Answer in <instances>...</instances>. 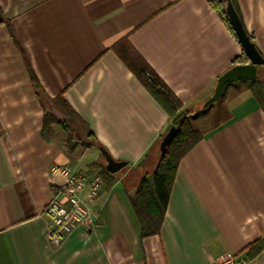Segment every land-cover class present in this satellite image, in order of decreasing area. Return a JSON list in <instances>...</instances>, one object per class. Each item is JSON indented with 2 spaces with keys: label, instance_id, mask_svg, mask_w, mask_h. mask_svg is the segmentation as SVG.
Here are the masks:
<instances>
[{
  "label": "crops",
  "instance_id": "obj_1",
  "mask_svg": "<svg viewBox=\"0 0 264 264\" xmlns=\"http://www.w3.org/2000/svg\"><path fill=\"white\" fill-rule=\"evenodd\" d=\"M234 3L264 59V0ZM135 54L205 123L145 238L129 199L169 118L128 66ZM241 54L206 0H0V264H264V249L247 251L264 239V111L251 81L200 113ZM100 150L126 166L109 174ZM53 166L101 181L94 199L81 195L91 222L57 245L44 214L64 182Z\"/></svg>",
  "mask_w": 264,
  "mask_h": 264
},
{
  "label": "trees",
  "instance_id": "obj_2",
  "mask_svg": "<svg viewBox=\"0 0 264 264\" xmlns=\"http://www.w3.org/2000/svg\"><path fill=\"white\" fill-rule=\"evenodd\" d=\"M219 14V17L225 22L228 30L236 39L233 30L228 22L222 2L220 0H206ZM241 21L234 0H230ZM243 26V25H242ZM248 35V34H247ZM250 40L252 38L248 35ZM247 64V59L242 54L235 58L231 67ZM132 73L139 79L142 86L151 94L169 118V126L175 127L177 132L169 146L164 150V154L159 156L154 171L141 177L138 187L133 196L130 197L131 208L137 218L140 226L142 238L157 235L159 233L162 220L166 211L171 187L174 181L175 173L182 157L198 144L204 135V120L195 116L191 109H185L175 96L169 91L165 84L155 75L150 67L138 55H133L128 63ZM256 78L250 82L249 89L252 95L260 103L264 111V65L256 68ZM210 105L202 112L206 115ZM64 129L69 130L67 125ZM71 138L68 137V140ZM103 174L108 175L105 171ZM264 249V239L257 240L247 247L249 256L256 255Z\"/></svg>",
  "mask_w": 264,
  "mask_h": 264
},
{
  "label": "built area",
  "instance_id": "obj_3",
  "mask_svg": "<svg viewBox=\"0 0 264 264\" xmlns=\"http://www.w3.org/2000/svg\"><path fill=\"white\" fill-rule=\"evenodd\" d=\"M51 172L61 175L64 180L56 196L44 207V214L51 222L48 230L49 241L57 245L75 228L91 222L89 209L81 195L85 191L86 199H94L98 194L101 181L96 175L89 176L84 171L71 173L66 167L53 166ZM244 263V258L228 255L219 256L214 260V264Z\"/></svg>",
  "mask_w": 264,
  "mask_h": 264
},
{
  "label": "water",
  "instance_id": "obj_4",
  "mask_svg": "<svg viewBox=\"0 0 264 264\" xmlns=\"http://www.w3.org/2000/svg\"><path fill=\"white\" fill-rule=\"evenodd\" d=\"M224 4V11L228 19V22L233 30L237 42L239 43L244 56L247 59V64L236 65L231 67L229 70L224 72L215 82V87L213 89L211 97L204 103L203 107L206 108L208 105L213 104L219 99V95L222 94L225 87L229 84L237 83L238 81H252L256 78L258 66L264 65V59L261 55H258V51L253 42H251L249 36L245 32L241 21L232 5L230 0H220ZM51 113L56 117L60 122L65 121V116H62L54 107H51ZM177 132L175 127H170L166 134L161 137L159 144V152L161 155L164 154V150L169 146L172 139L174 138ZM101 155L106 162L105 169L109 174H115L122 168L126 166L124 162L114 161L105 151L100 150Z\"/></svg>",
  "mask_w": 264,
  "mask_h": 264
},
{
  "label": "rangeland",
  "instance_id": "obj_5",
  "mask_svg": "<svg viewBox=\"0 0 264 264\" xmlns=\"http://www.w3.org/2000/svg\"><path fill=\"white\" fill-rule=\"evenodd\" d=\"M204 110L200 109V113H202Z\"/></svg>",
  "mask_w": 264,
  "mask_h": 264
}]
</instances>
